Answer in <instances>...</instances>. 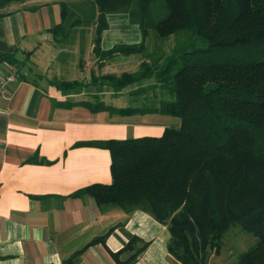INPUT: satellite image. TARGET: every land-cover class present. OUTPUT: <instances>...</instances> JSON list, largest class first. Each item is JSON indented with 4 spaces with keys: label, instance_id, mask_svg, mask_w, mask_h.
<instances>
[{
    "label": "trees",
    "instance_id": "trees-1",
    "mask_svg": "<svg viewBox=\"0 0 264 264\" xmlns=\"http://www.w3.org/2000/svg\"><path fill=\"white\" fill-rule=\"evenodd\" d=\"M9 1L0 0V7ZM83 1L94 7L90 17L87 9L82 18L95 24L97 60L134 57L138 62L134 72L98 78L114 97L128 89L135 106L115 108L91 95L61 107L168 115L181 123L160 138L77 143L109 151L112 182L69 196L89 195L99 207L148 212L167 225V249L179 264H206L208 249L219 251L223 235L240 225L255 243L231 264H264V0ZM61 6V23L49 30L53 37L70 34L65 20H79ZM113 14L127 15L139 28V44L101 49L107 16ZM175 35L186 41L165 51V41ZM0 61L14 64L3 54ZM149 81L154 83L145 86ZM79 86L56 84L61 91ZM137 241L142 240L130 236L113 256L118 259ZM142 243L120 264L133 263L148 245Z\"/></svg>",
    "mask_w": 264,
    "mask_h": 264
},
{
    "label": "crops",
    "instance_id": "crops-1",
    "mask_svg": "<svg viewBox=\"0 0 264 264\" xmlns=\"http://www.w3.org/2000/svg\"><path fill=\"white\" fill-rule=\"evenodd\" d=\"M62 4L79 20H65L70 34L53 37L49 30L61 23ZM92 7L83 0H11L0 7V54L14 63L0 61V79L15 76L0 91V264H120L142 241L148 245L131 264H179L167 249V225L148 212L99 207L89 195L69 196L112 182L109 151L77 143L160 138L181 123L168 115L120 116L79 105L61 107L91 95L115 108L130 103L128 89L114 97L98 78L131 72L121 71L131 61L134 72L138 62L134 57L97 60L95 24L82 18ZM107 24L100 40L103 51L140 43L137 30L131 44L110 36L113 26L130 25L127 15H108ZM59 82L81 86L61 91ZM130 236L142 241L116 259L113 254Z\"/></svg>",
    "mask_w": 264,
    "mask_h": 264
},
{
    "label": "rangeland",
    "instance_id": "rangeland-1",
    "mask_svg": "<svg viewBox=\"0 0 264 264\" xmlns=\"http://www.w3.org/2000/svg\"><path fill=\"white\" fill-rule=\"evenodd\" d=\"M91 14L92 13H89V17L91 16ZM134 26L135 25H133V24H130V25L124 24V26H120V25L113 26L111 28L112 34H110V36H121L123 38H127L128 40H131V41H129L130 43H127V44H131L133 41L134 30H137V33L139 36L141 35L140 31L138 30L139 28H136V26L135 27ZM92 31L95 35V29H93ZM151 36H148L146 41H148V39ZM153 40L154 39H152V41ZM179 41L185 42L186 37L184 36V38H182L181 35L180 36L175 35V36L170 37L169 39H167L165 41V43L163 45L164 50L166 49L165 51H169ZM178 44H181V43H178ZM131 64H135V62L131 61L129 63V65H127L128 67L131 66L129 68V70H128V67H126V68L123 67V69H121V71H133L134 67H136V66L131 65ZM117 73H121V72L117 71ZM118 75H120V74H118ZM152 83H154V82L153 81L146 82L145 86L150 85ZM148 94L151 95L152 93L149 91ZM156 95L158 97H162L159 91H156ZM119 101H121V100H119ZM123 103H124V101H123ZM126 106L127 107H134L135 104L129 103ZM254 243H255V237L251 233L242 229V227L240 225L231 226L230 229L223 235V237L221 239L219 251H214L211 248L208 249V253H209L208 255L209 256L206 258L205 263L206 264H231V263L235 262L242 253L246 252L247 249L250 248ZM215 252H217V253H215Z\"/></svg>",
    "mask_w": 264,
    "mask_h": 264
},
{
    "label": "built area",
    "instance_id": "built-area-1",
    "mask_svg": "<svg viewBox=\"0 0 264 264\" xmlns=\"http://www.w3.org/2000/svg\"><path fill=\"white\" fill-rule=\"evenodd\" d=\"M14 81H15L14 75L6 76L5 78L0 79V91H2L7 84L12 83Z\"/></svg>",
    "mask_w": 264,
    "mask_h": 264
}]
</instances>
